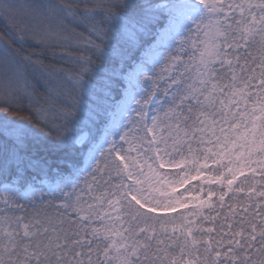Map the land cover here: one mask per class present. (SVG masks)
<instances>
[{
    "label": "snow or ice",
    "instance_id": "1",
    "mask_svg": "<svg viewBox=\"0 0 264 264\" xmlns=\"http://www.w3.org/2000/svg\"><path fill=\"white\" fill-rule=\"evenodd\" d=\"M36 13L17 20L12 0H0L18 43L31 24L37 44L58 46L44 36L68 40L51 27L71 23L89 32L90 55L62 53L79 66L65 74L74 94L66 107L33 109L43 126L33 127L13 112L23 98L31 108L33 94L12 83L36 62L0 37V264H264V0H107ZM29 171L57 179L37 195ZM201 174L226 185L193 197L209 209L228 197L217 227L205 229L216 217L202 212L171 215L186 206L176 186Z\"/></svg>",
    "mask_w": 264,
    "mask_h": 264
},
{
    "label": "trees",
    "instance_id": "2",
    "mask_svg": "<svg viewBox=\"0 0 264 264\" xmlns=\"http://www.w3.org/2000/svg\"><path fill=\"white\" fill-rule=\"evenodd\" d=\"M107 0H12V3L16 6L17 17L19 20L21 18L29 19L32 16L36 15V8L39 5H70L72 7L83 9L85 6L91 8L96 5H102L106 3ZM97 11H101L100 8H97ZM106 11V10H105ZM97 20L102 19L101 16L96 17ZM12 21H5L4 19H0V37L9 41L13 48L17 49L20 52L21 56L28 55L32 61L36 63H27L22 64L20 75L16 77L12 83V87L14 89H19L23 91L27 88L33 94L34 100L29 107L28 98H23L21 100L20 106L17 108H13V112L18 114L21 117H31L33 120V127H43L39 125L37 117L33 114V109L37 108H49L52 107L54 109H59L62 107H66V104L63 102V98L66 96H70L74 94V89L72 85L69 84L65 80L66 73H74L78 70L79 66L75 63L74 60L68 58V56L79 57L80 55H90V52L87 48L83 46V38L89 35V32L84 26L77 24H68L64 28H58V25L55 21L52 23L51 31L55 32L57 30L62 33H67L71 38L68 40H52L47 36H44L45 42L52 45H58L53 47H44L35 42L32 39V34L34 29L31 24H29L28 32L25 33V40L23 43H18V38L15 34L12 33V30L8 27V24ZM23 27V25H22ZM74 33L80 34V36L74 35ZM94 39V37H93ZM79 42L80 46H77ZM62 53H67L68 56L62 55ZM139 55V53H137ZM95 60L96 57L93 56ZM106 66H111L113 61L111 60H102ZM118 64V61L115 62ZM157 67V70H159ZM63 69V71H60ZM3 76V71L0 69V77ZM119 83V82H117ZM51 88L54 92H59L61 94V99L57 100L54 95H49L48 89ZM4 95L3 86L0 85V106L3 105L2 97ZM58 122V121H57ZM49 129L45 128L44 131L47 132ZM85 131H88L87 129ZM196 145L193 144V148ZM86 151V149H85ZM43 154V153H41ZM178 158H182L180 156H175ZM185 157L191 160L190 157H187V153H185ZM54 158V157H53ZM183 159V158H182ZM210 163V164H209ZM210 168L217 167L215 164L208 162ZM83 167V164L80 165ZM66 168L65 166H62ZM165 174L170 178H176L175 173L179 172V169H168L164 170ZM221 171H224L222 168ZM183 172H180L182 175ZM65 176L67 172L65 171ZM208 175L215 176L218 175L216 172L207 173ZM57 177L53 173H49L48 175H44L42 173H37L34 171H29L26 175V180L28 184H32V186L36 189V193H40L41 191L46 192L48 190V185L55 182ZM258 179V177H257ZM238 182V181H237ZM224 187L226 190V185L221 184H209L203 180H196L189 182L185 186H183L178 194L183 196H188L190 199L192 197L199 196L201 198L207 199V191L211 188L214 192H219V189ZM187 189L188 191H185ZM257 189H259V185H257ZM231 195V193H229ZM214 202L213 208L209 209L208 207L201 208L200 205L189 207L186 210L189 213L192 212H202L203 216L216 217V220H203L202 226L207 229L209 227H217L219 222L223 219L224 215L228 211V197H225V207L220 208L216 206L217 197L214 196L211 198ZM259 200V197H256ZM217 213L220 215L217 216ZM197 222H201V217H196ZM212 235H215L214 233Z\"/></svg>",
    "mask_w": 264,
    "mask_h": 264
},
{
    "label": "rangeland",
    "instance_id": "3",
    "mask_svg": "<svg viewBox=\"0 0 264 264\" xmlns=\"http://www.w3.org/2000/svg\"><path fill=\"white\" fill-rule=\"evenodd\" d=\"M177 39H179V38H177ZM152 114H154V113H151L150 115H152ZM105 147H107V145H105ZM125 147H127V145H125ZM133 155H135V153H133ZM176 161H180L182 158H178V157H173ZM165 159H169V157H165ZM208 162H211V161H208ZM149 163H151V161H149ZM222 163H224V164H227L228 163V161L227 160H224ZM210 164V163H209ZM181 167L183 168V167H185V165H181ZM174 167H171V166H169V167H166L165 169H163L162 171L165 173V171L164 170H168V169H173ZM174 169H177V168H174ZM144 172L145 173H148V169H147V167H145L144 168ZM149 175H151L150 173H148ZM184 173H182V175H183ZM245 174L247 175L248 173L247 172H245ZM190 175L191 176H197V173L195 172V171H192L191 173H190ZM225 175L227 176L228 175V173L227 172H225ZM167 176V175H166ZM107 177H105V179H106ZM167 178L168 179H175V178H170L169 176H167ZM177 178V177H176ZM229 178H231L230 176H229ZM196 180H203V181H206V182H208L205 178H204V175L203 174H201V175H199V177L197 178V179H192V180H190L189 182H192V181H196ZM115 182V181H114ZM186 185V184H185ZM185 185H183V186H185ZM183 186H180V185H177L176 186V190H177V193L179 192V190L183 187ZM48 191V190H47ZM46 191V192H47ZM37 195H39L38 193H37ZM185 197V208H180V207H177V209H176V211L174 212V213H171V215H179L180 213H186V214H190L188 211H183V210H186V209H188L189 207H192V206H198L199 205V201L197 200V199H193V197H192V199H190L188 196H184ZM86 198V197H85ZM200 199H204V198H201L200 197ZM0 207H2V206H0ZM113 216L115 215V213H111ZM95 223H96V225L99 227V226H101L103 223H104V221H95Z\"/></svg>",
    "mask_w": 264,
    "mask_h": 264
}]
</instances>
